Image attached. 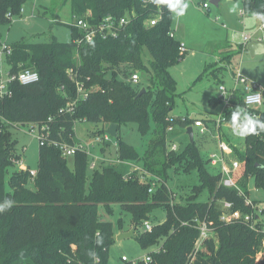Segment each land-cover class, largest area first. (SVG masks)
Segmentation results:
<instances>
[{
  "label": "trees",
  "instance_id": "obj_1",
  "mask_svg": "<svg viewBox=\"0 0 264 264\" xmlns=\"http://www.w3.org/2000/svg\"><path fill=\"white\" fill-rule=\"evenodd\" d=\"M26 1L0 0V26L8 24L11 15L21 13ZM62 2L69 6L71 22L84 16L92 24L107 15L121 18L134 13V16L115 39L77 44L75 41L80 39L81 33L70 23V43H59L52 37L45 43H21L11 47L13 53L6 60L10 71H35L39 81L28 86L14 83L11 86L13 95L0 101L2 162L10 165L12 159H20L13 153V144L6 133L8 127L46 123L48 142L75 146L79 143L74 140V123L85 120L117 125L115 158L136 164L150 177L141 181L139 175L128 176L121 172L120 165L114 164L100 163L92 170L87 154L81 151L73 156L71 171L67 167L68 157H63L59 149L48 144L39 145L36 176L32 179L28 169H17L10 180L18 182V200L10 209L0 212L4 250L19 254L10 264H108L114 244V226L100 219L98 208L102 206L107 214H112L114 205L128 214L133 226L158 206H165V219L138 239L143 251L159 248L152 254L149 264H264V224L260 218L264 216V209L259 216L256 202L245 203L250 179L256 187L264 189V131L244 136L241 147L232 145L234 156L241 163V177L238 189L222 186L221 176L205 169L209 161L201 157L195 139L194 143H188L183 154L170 151V145L169 151L167 149L168 128L175 122L169 113L176 96L170 68L183 58L179 53L180 43L174 36L170 37L173 14L167 7L154 5L151 0ZM243 6L247 12H264V0H243ZM158 9L161 15L158 23L146 27L144 22L157 14ZM217 48L214 57L219 63L206 64L199 78L215 77L232 55L246 50L243 45L232 47L227 42ZM220 63L225 65L219 67ZM68 72L75 81L70 80ZM133 73L141 74V83L136 86L127 82ZM76 83L85 93L77 92ZM142 89L144 93L140 95ZM235 98L233 102L242 106L241 96L237 94ZM74 101L72 113L60 112ZM209 103L221 104V101L211 98ZM233 111L225 113L230 124ZM247 111L264 120V112ZM1 119L7 125H3ZM150 122L155 125L153 139L141 158L133 146L120 139L119 131L122 125L134 123L144 136ZM177 122L186 129L193 124V119L186 117ZM105 150L106 147L101 152ZM186 157L189 160H185ZM175 163L180 164L176 170H199L200 187L209 191L207 202L194 200L200 187L192 189L193 194L185 204L173 202L167 188L166 171ZM152 165H157V169L149 170ZM88 170L92 171L91 175L87 174ZM152 178L158 179V184L148 193ZM29 182L33 184L32 190L27 188ZM6 183V174L0 164V204L8 198ZM224 203L232 207L224 209ZM227 212L253 215V219L245 222L241 218L226 223L220 218ZM45 217L50 218L56 232L50 238ZM201 222L207 224L212 235L194 253ZM99 238L103 239V244L98 246L96 240ZM90 252L98 255V261L89 255ZM121 264L133 263L121 261Z\"/></svg>",
  "mask_w": 264,
  "mask_h": 264
},
{
  "label": "rangeland",
  "instance_id": "obj_2",
  "mask_svg": "<svg viewBox=\"0 0 264 264\" xmlns=\"http://www.w3.org/2000/svg\"><path fill=\"white\" fill-rule=\"evenodd\" d=\"M189 8L183 17L172 15L171 28L175 40L184 45L185 53L183 58L170 68L171 76L175 81L176 96L174 98L173 108L169 117L175 120L172 131L167 133L166 143L169 151V145L174 143L179 149L178 154H183L188 143V137L182 125L177 120L186 117L193 119H215L217 113L222 110L221 104L211 105V98L219 97V87L224 86L227 90H232L235 86L234 74L241 75L251 87L264 89V54L251 57L248 53L234 54L223 67L222 71L215 77L205 75L199 78L204 72L206 64L217 62L214 58L217 52V45L222 42L241 43V34L243 32L252 33L261 23L253 13L247 12L243 6V0H221L218 6L210 4V0H188ZM202 3L209 5V11L202 9ZM233 4L239 5L236 13H229V8ZM21 13L10 16L8 24L0 26V42L12 47L21 43H45L52 37L59 43L67 44L72 41L71 36V15L69 6L63 4L62 0H27L21 6ZM244 12V16H242ZM254 40V39H253ZM9 67L4 62L3 71L8 72ZM141 75V74H140ZM239 96L244 95L243 87L236 88ZM264 112V105L259 107ZM106 123H92L85 120H76L74 123V140L83 146H86L88 152L89 164L96 157L106 159H115L116 139L111 138L110 145L101 152L102 145L95 142V134H103L107 131ZM154 123L150 122V127L144 136L138 132L137 125L127 123L121 126L119 137L122 141L133 146L137 151H148L151 147L150 140L153 139ZM33 131V132H31ZM222 131L227 135L231 144L241 147L243 137L233 134V130ZM10 142L13 144L14 155H19L22 164L29 171L38 169V150H39V128L31 125H15L6 130ZM195 142L199 148L201 157L207 159L212 154L219 153L218 138L215 135L208 134L199 136L195 130ZM224 140V139H223ZM171 142V143H170ZM143 152V154H144ZM141 155V158L143 156ZM13 160V159H12ZM67 167L72 171L74 167V157H68ZM185 160H189L186 157ZM185 160L182 162L185 163ZM13 165H12V164ZM0 164L6 174L7 200L17 202L18 200V182L10 180L12 175L18 169L13 161L10 165L2 162ZM125 164V163H124ZM120 165L122 173L132 176L133 173L125 172L127 167ZM180 164L175 163L166 171L167 188L171 191L173 202L175 204H185L188 197L193 192L192 189L200 187L199 170L191 168L184 171L179 168ZM157 165L148 167L149 170L157 169ZM205 169L212 174L217 170L205 164ZM130 171V170H129ZM88 170L87 174L91 175ZM21 181V178H17ZM148 180V179H147ZM32 181V180H31ZM29 190L33 189L32 182L28 183ZM200 192L194 197L196 202H207L209 191L206 187H200ZM87 190V189H86ZM88 192V191H87ZM249 199L256 202L259 208L258 212L264 209V189L255 186L253 179H250L248 185ZM112 214H107L102 206L98 208V216L103 221L113 223L114 226V244L110 248L108 264H121V257L125 256L128 260L141 258L147 251L140 249L138 239L143 238L146 233L142 231L143 220L150 221L152 225L165 219V206H158L145 219L137 222L133 226L130 217L120 206L112 207ZM261 213H259V216ZM264 224V216H260ZM120 219V222L118 221ZM49 217H45L49 238L56 234L53 224ZM133 230L131 238L117 241L116 232L128 233ZM4 228L0 225V264H10L19 254L10 253L4 250L3 245ZM194 262L190 263L193 264Z\"/></svg>",
  "mask_w": 264,
  "mask_h": 264
},
{
  "label": "built area",
  "instance_id": "obj_3",
  "mask_svg": "<svg viewBox=\"0 0 264 264\" xmlns=\"http://www.w3.org/2000/svg\"><path fill=\"white\" fill-rule=\"evenodd\" d=\"M202 9L209 11V5L206 3H202ZM22 11V10H21ZM158 13L151 16L144 22V25L148 28L154 27L161 15ZM134 13H127L121 18H117L112 15L104 16L98 23L92 24L88 20L86 16L81 18H74L71 22V26L77 29L81 33L80 39L76 40L75 43L80 44L81 42H85L87 44L93 43L96 39H101L102 41H106L109 39H115L118 37V34L122 28L127 26L129 22L133 19ZM153 20H157L155 25L152 24ZM258 31L261 33V36L257 40L258 42H264V21H261ZM174 33H170V37H173ZM252 40V35L243 34L242 35V44L245 47ZM185 48L183 44H180L179 53L184 54ZM12 48L5 43H0V101L10 98L13 95L11 86L14 83H17L22 86H28L35 84L39 81V76L35 71L32 70H19L17 72H12L10 69L8 72L3 71L4 62H6L7 58L12 55ZM7 65V64H6ZM70 76V80L75 81L71 72H68ZM127 82L132 85H138L141 83V76L139 73H133L127 79ZM234 83L235 86L232 90H227L224 86L219 87V99L221 101L222 110L216 115L215 119L213 118L212 122L205 123L202 119H193V124L188 126L192 127L197 134L201 136L207 135V133L212 134L218 138V149L219 153L210 155L207 159L209 161V166L215 168L221 177L220 184L226 188L238 189V180L241 177L240 168L241 163L235 158L232 144L228 140L227 135L222 131V128H226V130H232V125L227 121V117L225 115L227 110H236L237 108H243L245 110H258L259 107L264 105V89L257 88L256 86L251 87L248 85L247 81L238 73L234 74ZM77 92L83 93V87L76 83ZM237 86L243 87L244 95L241 96L242 106L236 105L233 100H236L235 95H237ZM85 93V92H84ZM239 95V94H238ZM84 96V95H83ZM75 101L67 104L60 112L72 113L74 111ZM260 111V110H258ZM261 112V111H260ZM253 114L257 117L256 114ZM50 119H48L49 121ZM184 120V119H183ZM3 125H7L6 121L1 119ZM38 126L39 135L38 141L40 146H44L45 144L51 145L61 152L63 157H73L78 151L84 152L88 155L87 147L81 144L75 146H68L66 144H60L56 142H48V126L46 123H42ZM187 127V128H188ZM186 128V129H187ZM172 131V127L168 128V132ZM33 132V131H31ZM1 133V130H0ZM95 142L97 144L102 145V148L108 147L110 145L111 136L106 132L103 134L95 135ZM224 139V140H223ZM178 147L174 144H170V151L177 152ZM13 163L18 166V169L21 171H26L22 164L21 158L19 160L13 159ZM100 163L105 164H114L121 165L122 161L115 158L113 160L106 159L105 157L99 158L96 157L94 161L90 164V169L96 168V166ZM131 173L137 174L140 177L141 181H147L149 179V175L139 166L134 163H130ZM30 177L33 179L36 176V171H29ZM154 181L151 183V186L148 190V193H152L158 184V179L152 178ZM245 203L250 205L252 201L249 199V196L245 198ZM230 203H224L223 208L229 210L231 208ZM257 215L260 212L256 211ZM253 215H241L238 212H227L224 213L220 220L226 223L232 222L233 220L243 219L245 222H249L252 220ZM257 218V216H256ZM153 229V225L150 221H144L142 223V231L144 233L151 232ZM199 230V238L196 241L194 253H196L203 244V241L208 239L212 234L207 227L205 222H201L198 226ZM159 251L158 247H154L150 249L145 255L141 258H137L134 260H128L127 257L122 256L121 261L127 262L130 261L133 264L137 262H142L144 264H149L152 262V254L157 253Z\"/></svg>",
  "mask_w": 264,
  "mask_h": 264
},
{
  "label": "clouds",
  "instance_id": "obj_4",
  "mask_svg": "<svg viewBox=\"0 0 264 264\" xmlns=\"http://www.w3.org/2000/svg\"><path fill=\"white\" fill-rule=\"evenodd\" d=\"M151 3L154 5H165L167 10L174 14L175 17H183L188 8L189 3L188 0H151ZM239 10L238 4H233L231 8H229V13H236ZM253 16L260 21H264V12H255ZM157 20H153L152 24L155 25ZM231 125L233 134L244 137L248 135H257L258 130L264 131V120H261L255 117L253 114L249 113L247 110L243 108H237L231 114ZM14 201L5 200L2 204H0V212H4L10 209L13 205ZM96 244L102 245L103 239L99 238L96 240ZM90 256H92L95 260L98 261L99 257L95 252H90Z\"/></svg>",
  "mask_w": 264,
  "mask_h": 264
},
{
  "label": "water",
  "instance_id": "obj_5",
  "mask_svg": "<svg viewBox=\"0 0 264 264\" xmlns=\"http://www.w3.org/2000/svg\"><path fill=\"white\" fill-rule=\"evenodd\" d=\"M221 0H210V4L214 6H218V3ZM246 49L251 57L259 56L264 54V42H258V41H252L246 45ZM144 93V89L141 90V94ZM107 134H109L112 138L116 139L118 136V127L115 124H110L108 126V129L106 131ZM186 135L188 137L189 143H194V131L192 127H188L186 129ZM134 231L131 230L128 233H119L117 235V241L131 238L133 236Z\"/></svg>",
  "mask_w": 264,
  "mask_h": 264
},
{
  "label": "crops",
  "instance_id": "obj_6",
  "mask_svg": "<svg viewBox=\"0 0 264 264\" xmlns=\"http://www.w3.org/2000/svg\"><path fill=\"white\" fill-rule=\"evenodd\" d=\"M242 16H244V12H242ZM259 26H260V24L256 27V29L252 32V33H249L248 35H252V40H251V42L252 41H257L258 39H259V37L261 36V33L258 31V28H259ZM243 34H247V33H245V32H243L240 36H241V43L239 42V43H236V42H227V41H225V42H227L228 44H230L232 47H237V46H239V45H243L242 44V35ZM254 39V40H253ZM223 43V42H222ZM245 48H246V46H245ZM243 53H248V51H247V49L243 52ZM242 53V54H243ZM249 54V53H248ZM256 57V56H255ZM213 59H215L217 62H215V63H219V60L217 59V58H213ZM223 65H225V63H220L219 64V67H221V66H223ZM218 104V103H217ZM218 114V113H217ZM202 119V118H201ZM202 120H205V119H202ZM185 130V133H186V129H184ZM209 134V133H208ZM136 150V149H135ZM145 150V149H144ZM144 150L142 151V152H139V151H137L136 150V152H137V154L139 155V156H141L142 154H143V152H144ZM125 163V164H124ZM130 163L131 162H123V164H124V166L125 167H127V171H125V172H131V167H130ZM122 165V164H121ZM24 166V165H23ZM24 168H25V166H24ZM130 170V171H129ZM118 233H120V232H116V235L118 234Z\"/></svg>",
  "mask_w": 264,
  "mask_h": 264
}]
</instances>
